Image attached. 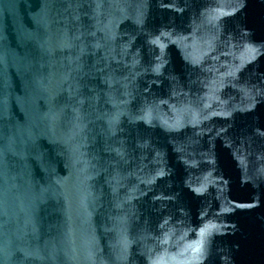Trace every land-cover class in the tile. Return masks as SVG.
I'll return each mask as SVG.
<instances>
[{"label":"water","instance_id":"obj_1","mask_svg":"<svg viewBox=\"0 0 264 264\" xmlns=\"http://www.w3.org/2000/svg\"><path fill=\"white\" fill-rule=\"evenodd\" d=\"M0 264H264V0H0Z\"/></svg>","mask_w":264,"mask_h":264}]
</instances>
